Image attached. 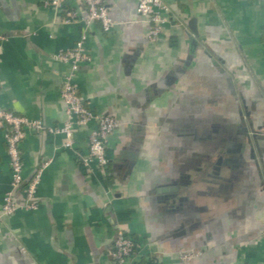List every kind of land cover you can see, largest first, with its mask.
Listing matches in <instances>:
<instances>
[{
	"label": "crops",
	"instance_id": "crops-1",
	"mask_svg": "<svg viewBox=\"0 0 264 264\" xmlns=\"http://www.w3.org/2000/svg\"><path fill=\"white\" fill-rule=\"evenodd\" d=\"M106 2L114 25L90 27L76 82L91 110L120 127L107 172L87 176L79 155L95 123L72 149L48 132L66 120L71 67L57 56L83 25L44 0H0V107L46 128L20 146L25 179L48 163L38 210L1 225L0 264H114L119 227L143 245L134 264H264L263 0H163L169 20L157 42L135 0ZM66 9L85 14L82 0ZM11 188L0 130V204ZM172 191L184 206L161 202ZM186 253L197 257L185 262Z\"/></svg>",
	"mask_w": 264,
	"mask_h": 264
},
{
	"label": "built area",
	"instance_id": "built-area-1",
	"mask_svg": "<svg viewBox=\"0 0 264 264\" xmlns=\"http://www.w3.org/2000/svg\"><path fill=\"white\" fill-rule=\"evenodd\" d=\"M68 0H44V6L56 11H66L64 22L81 23L83 33L76 45L67 51L58 54L57 59L71 67V72L64 76L61 98L66 107V120L61 127L49 128L51 134L64 136V147L72 149L75 144V134L82 128L94 122L95 127L89 134L88 151L79 155L82 167L87 176L95 171L107 172L109 159L107 144L109 138L120 127V122L113 115L97 114L91 110L79 92L76 82V73L80 66L90 60L86 42L89 29L94 23H100L105 32H109L114 25L106 0H82L85 14L81 15L76 9H66ZM137 13L142 21L148 24L150 42H157L163 33V27L168 22L169 6L163 0H135ZM264 2V0H263ZM45 126L39 120L18 115L0 107V130L5 133L7 152L10 157L12 188L0 204V228L7 217L14 216L19 210H38L40 202L38 189L44 168L42 164L30 180L24 177L21 144L28 132L42 133ZM143 245L134 240L129 232L121 227L117 228L116 237L111 248V258L114 264H134V258L141 251ZM24 251V250H23ZM195 253H186L183 261H192Z\"/></svg>",
	"mask_w": 264,
	"mask_h": 264
},
{
	"label": "flooded vegetation",
	"instance_id": "flooded-vegetation-1",
	"mask_svg": "<svg viewBox=\"0 0 264 264\" xmlns=\"http://www.w3.org/2000/svg\"><path fill=\"white\" fill-rule=\"evenodd\" d=\"M217 174L214 177V181H216L218 178H217ZM219 179H222L221 177ZM203 182H207L206 180H203ZM209 183L212 184V182L209 181ZM188 201L187 197H184L181 193H177L174 191H172L170 194L168 195H164L162 198H161V202H164L166 205H178L180 207L184 206V203Z\"/></svg>",
	"mask_w": 264,
	"mask_h": 264
}]
</instances>
